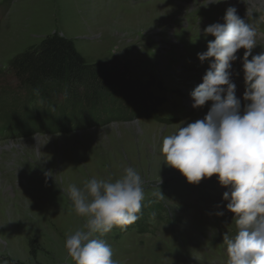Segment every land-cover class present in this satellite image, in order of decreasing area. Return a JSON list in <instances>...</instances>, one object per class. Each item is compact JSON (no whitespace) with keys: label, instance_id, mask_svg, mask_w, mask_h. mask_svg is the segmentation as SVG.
Instances as JSON below:
<instances>
[{"label":"rangeland","instance_id":"1","mask_svg":"<svg viewBox=\"0 0 264 264\" xmlns=\"http://www.w3.org/2000/svg\"><path fill=\"white\" fill-rule=\"evenodd\" d=\"M229 7L256 31L252 54L264 51V0H0V99L6 106L24 95L12 58L56 32L73 39L88 62H124L129 78L148 84L162 120L52 132L0 119V264H74L64 244L85 218L65 189L92 178L115 180L129 166L144 180L137 220L143 229L133 223L99 237L112 247L116 264H227L223 237L238 231L223 200L228 188L216 175L189 183L164 163L160 148L164 136L210 109V101L193 107L191 93L212 62L198 53L214 40L204 29L223 23ZM239 58L230 72L243 111L249 102Z\"/></svg>","mask_w":264,"mask_h":264},{"label":"clouds","instance_id":"2","mask_svg":"<svg viewBox=\"0 0 264 264\" xmlns=\"http://www.w3.org/2000/svg\"><path fill=\"white\" fill-rule=\"evenodd\" d=\"M223 20L204 29L214 40L198 58L212 62L203 82L191 93L194 108L210 101V109L203 119L182 123L164 136L160 151L164 163L189 183L216 175L228 188L223 200L234 214L238 231L232 238L223 237L227 264H264V51L252 54L256 31L237 15L235 7L226 10ZM242 48L239 58L236 54ZM238 58L246 85L243 98L249 102L243 111L230 72ZM36 138L40 140L37 134ZM143 185L139 172L129 166L115 180L92 178L82 188L69 185L65 189L76 214L85 218L83 227L69 234L64 244L74 264H116L112 247L99 237L140 218Z\"/></svg>","mask_w":264,"mask_h":264},{"label":"trees","instance_id":"3","mask_svg":"<svg viewBox=\"0 0 264 264\" xmlns=\"http://www.w3.org/2000/svg\"><path fill=\"white\" fill-rule=\"evenodd\" d=\"M10 69L24 92L15 106L0 99V119L10 126L68 132L139 117L162 121L148 84L129 78L124 62H88L73 39L56 32L17 53Z\"/></svg>","mask_w":264,"mask_h":264}]
</instances>
